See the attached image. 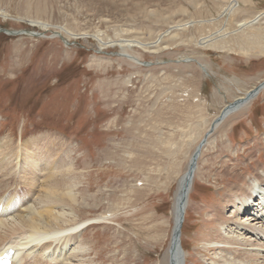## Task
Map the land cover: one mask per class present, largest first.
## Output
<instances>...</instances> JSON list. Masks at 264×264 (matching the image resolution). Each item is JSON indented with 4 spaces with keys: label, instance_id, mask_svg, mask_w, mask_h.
Listing matches in <instances>:
<instances>
[{
    "label": "rangeland",
    "instance_id": "1",
    "mask_svg": "<svg viewBox=\"0 0 264 264\" xmlns=\"http://www.w3.org/2000/svg\"><path fill=\"white\" fill-rule=\"evenodd\" d=\"M230 1L0 0V140L52 135L84 174L80 218L109 217L85 226L80 239L93 250L84 264L166 263L193 150L228 102L264 80V0H236L229 13ZM251 98L201 145L181 229L185 264H209L213 209L264 168V86Z\"/></svg>",
    "mask_w": 264,
    "mask_h": 264
},
{
    "label": "bare ground",
    "instance_id": "2",
    "mask_svg": "<svg viewBox=\"0 0 264 264\" xmlns=\"http://www.w3.org/2000/svg\"><path fill=\"white\" fill-rule=\"evenodd\" d=\"M237 6L238 1L231 0L224 11L230 13ZM261 15L258 14L252 19L240 21L237 27L244 28L252 25L259 17L261 18ZM2 31L0 27V32ZM26 34L33 35L34 33ZM210 36L202 37L200 45L205 46L210 42L212 40ZM161 37L163 34H159L152 42L154 47L159 46ZM126 41L118 42L121 47L123 44L126 45L124 47L132 46L131 42L133 41ZM137 43L143 48L149 45L142 42ZM122 54L126 59L135 63L141 61L132 53L124 51ZM263 81L256 86L259 90L264 86ZM252 89L254 87L250 90ZM250 90L228 102L229 104L233 103L232 106L226 104L221 109L215 117L216 119H213L214 122L211 126V122L207 126L205 133L207 136L229 114L239 110L249 100H252L251 97L256 95L257 91L252 90L249 93ZM246 95L249 97H245ZM50 138L53 139L52 135L28 139L17 143V145L15 143V147L10 139L7 140L4 137L0 140V205L2 206L0 250L14 247L16 249L14 264H84L83 258L93 250L91 243L86 242L83 238L80 239L84 234L85 226L96 223L99 219L109 218L104 215L80 218L79 204L77 205L78 183L81 179L80 176L84 174L75 171L74 162L69 158V152H62L61 147L57 149L56 144L58 146L61 144L54 143V140H50ZM200 143L201 140L196 148ZM189 164L190 162L180 176L176 193L175 225L179 219H182L178 226L179 240L178 248L174 250V264H185V253L181 246V229L196 166L193 168V175L186 189L181 217L179 204ZM255 175V178H243V185L248 187L246 190L240 186L233 189L229 187L224 202L218 203L213 209V227L205 232L206 238L204 237V244L213 254L209 264H264V225L260 224V219L264 218V168ZM253 195H258L259 199H254ZM226 205L231 206L228 207L232 209L231 214L225 212ZM80 219L84 220L79 221ZM52 245H60V250L46 253ZM64 255L65 258L61 260ZM168 260L169 251L165 264H169Z\"/></svg>",
    "mask_w": 264,
    "mask_h": 264
},
{
    "label": "water",
    "instance_id": "3",
    "mask_svg": "<svg viewBox=\"0 0 264 264\" xmlns=\"http://www.w3.org/2000/svg\"><path fill=\"white\" fill-rule=\"evenodd\" d=\"M3 31H4V29H3ZM5 33L10 34L11 32L6 30ZM143 64H145V63H143ZM257 90H259L258 87H256L254 89V92H256ZM230 105L232 106L233 103L232 104H229V106ZM206 138H207V134H205L203 136L201 143L199 144V146L193 152L192 157H191V160H190L188 172H187L186 178H185V186L183 188L184 191L182 192V199L180 200V204H179L180 217H181L182 212H183V204H184V201H185V196H186V191H187L186 189H187V186L190 184V180H191L192 175H193V168L196 166V158H197V155H198L200 146H201V144H203L205 142ZM181 219H179V221L176 223V225L174 224L175 226H173L171 240H170V245L168 247L169 248V250H168L169 251V260H168L169 261V264H174L173 263V259H175L174 250L176 248H178V240H179V227L178 226H179V223H180V220Z\"/></svg>",
    "mask_w": 264,
    "mask_h": 264
}]
</instances>
